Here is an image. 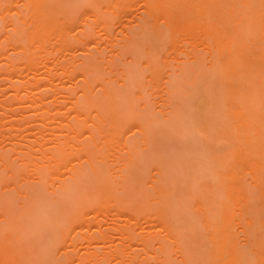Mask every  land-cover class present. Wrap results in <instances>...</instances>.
I'll return each instance as SVG.
<instances>
[{
    "label": "rangeland",
    "instance_id": "rangeland-1",
    "mask_svg": "<svg viewBox=\"0 0 264 264\" xmlns=\"http://www.w3.org/2000/svg\"><path fill=\"white\" fill-rule=\"evenodd\" d=\"M263 14L264 0H0V224L25 234L18 264H187L185 248L264 264L263 206L215 201L227 162L253 199L255 170L264 184V44L247 22Z\"/></svg>",
    "mask_w": 264,
    "mask_h": 264
},
{
    "label": "bare ground",
    "instance_id": "bare-ground-1",
    "mask_svg": "<svg viewBox=\"0 0 264 264\" xmlns=\"http://www.w3.org/2000/svg\"><path fill=\"white\" fill-rule=\"evenodd\" d=\"M252 18V17H251ZM248 21L247 22H249L250 20H252L251 22H249V24H250V28H251V30L250 31H252V30H254L255 29V31L256 30H258V31H256V32H260L261 33V35H260V39H261V43L262 44H264V14L263 15H260V16H255V17H253L252 19H247ZM248 24V23H247ZM254 27V29H252ZM254 31V32H255ZM255 32V33H256ZM217 33V41H219V43H218V45L219 46H224L222 49H221V47H220V49L222 50V52H224V51H228L229 49L227 48V47H229V45L230 46H232L233 44L231 43V40L229 39V38H226V37H228V36H225L224 35V33L222 32V31H217L216 32ZM250 34H252V32L250 33ZM252 35H254V34H252ZM249 36H251V35H249ZM225 39H227V40H225ZM217 43V42H216ZM215 43V44H216ZM227 45H226V44ZM217 47V46H216ZM239 48L238 50L236 49V51L238 52V53H240V54H242L243 56H244V54H245V52L244 51H242V49L240 48V45L239 44H236V48ZM225 48H227L226 50H225ZM209 50H210V48H209ZM213 50V49H212ZM212 50H210V51H212ZM215 50V49H214ZM216 52H219V50L217 51H215L214 53H216ZM222 52L220 53V54H218L217 53V55L219 56V55H221L222 54ZM199 53V52H198ZM210 53H212V52H210ZM213 53V54H214ZM213 54H212V56H213ZM224 54V53H223ZM200 55V54H199ZM198 55V56H199ZM202 55V54H201ZM205 55V54H204ZM216 57L215 56V58L217 59H219V61H217V63L219 62L220 64L221 63H224V62H226V61H224L223 62V60L220 58V57ZM224 56H226L227 57V55L226 54H224ZM223 55H222V57H224ZM200 57V56H199ZM213 59V60H216V59ZM224 59V58H223ZM198 60H199V58H198ZM216 62V61H215ZM216 63V64H217ZM218 63V64H219ZM215 65V64H214ZM223 65V64H222ZM225 65V64H224ZM230 65V64H229ZM229 65H225V67L226 68H228V66ZM221 66V65H220ZM224 66H221V68H223ZM225 67L223 68V69H225ZM229 67H231V66H229ZM217 68V70L220 68H218V67H216ZM233 68V67H232ZM231 68V69H232ZM222 69V70H223ZM229 70V69H228ZM242 70V68L239 70V69H237V71H236V69L235 68H233L232 69V71H231V73L233 74V73H237L238 71H241ZM219 71V70H218ZM230 71V70H229ZM229 71H227V72H229ZM234 71V72H233ZM225 72H226V70L223 72L224 74H225ZM229 75H230V72H229ZM241 75V74H240ZM242 75H244L243 74V72H242ZM230 77V76H229ZM241 77V76H240ZM224 79V78H223ZM228 79V78H227ZM226 79V80H227ZM225 82V81H224ZM228 82H226V83H224V84H227ZM179 103H176V105H178ZM175 105V103H173V106ZM179 105H181V104H179ZM179 107V106H178ZM178 107H175L174 106V108H178ZM180 108H181V106L179 107V110H180ZM175 109V110H176ZM183 109V108H182ZM178 110V109H177ZM173 112H175V111H173ZM177 113H178V111H177ZM177 113H175L174 115H176ZM231 113V112H230ZM229 114V113H228ZM185 115L187 116L188 114H187V112H185ZM231 115H234V116H236L234 113H231ZM230 115V117H232ZM238 116V115H237ZM241 116V115H240ZM240 116H238V117H240ZM176 117V116H175ZM178 117V116H177ZM1 118V117H0ZM233 118V117H232ZM231 118V119H232ZM241 118V117H240ZM233 119H236V117L235 118H233ZM243 119V118H242ZM242 119H241V121H242ZM1 121V120H0ZM2 122V121H1ZM244 122V121H243ZM245 123V122H244ZM1 125V124H0ZM238 125V124H237ZM243 125V127H244V124H242V122H241V126ZM244 129V128H243ZM239 130H241V128H239ZM246 130V129H245ZM241 131V132H244V134L242 135L243 137H244V139L247 137V133L248 132H246V131ZM242 134V133H241ZM249 135V134H248ZM247 138H249V137H247ZM247 142V141H246ZM245 142V143H246ZM250 143H251V141L248 143L249 145H250ZM247 146V145H246ZM248 147V146H247ZM2 150V148H0V151ZM6 152H0V163H5V164H7L6 163V160H8V158H9V156H8V153H7V155L5 154ZM243 156L245 157V159H246V161H247V163H249L252 159H251V156L249 157V153H245V154H243ZM9 160H10V158H9ZM11 163L12 164H9L8 163V170H9V176H6V178H7V180L9 179V181H14L13 182V184L15 185V186H17L18 185V183L20 184V182H22V176H26L25 174V172H23V171H21L20 170V168H18L17 166V168L16 169H18V170H20V171H18V170H16L15 169V165L13 164V162L11 161ZM218 163V162H217ZM226 165V173H228V174H225L224 176H222V175H218L219 176V178L221 179V181H219L220 182V185H219V187L220 188H222L221 186V183H222V181H224L223 182V187L224 188H222V190L220 189V191L219 190H217L218 192H221V191H223V189L225 190V191H223V195L221 196V198H223V199H221V200H219V198H217V200H219V202L217 201V200H215L214 199V194L212 193V194H208L207 195V197H206V199L209 201L210 199V201H212L213 199L217 202V205L219 206V212L222 210V208L223 207H225L226 205H227V198L229 197H231L232 196V194L233 193H240V194H243V195H245V196H247V197H249V201L248 202H246V203H244V204H238L237 203V205H235L237 208H238V210L240 211V212H245V214H249V215H251L252 213V211H253V207H251V202L253 201V203L254 202H257L256 204H260L261 206H263V209L262 210H264V184H263V182L260 180L261 178H262V170H263V168H261V170L259 171V170H255V173H256V175H257V177L256 178H254V185L252 186L251 185V188H250V186H248L249 187V189H251L252 190V188H253V191L255 190L256 192L254 193V194H256L257 195V199H256V201H255V199H253L254 197H252V195L250 194L251 193V191H249V192H247V190H248V188H246L247 186H245V185H247L248 183H247V181L246 180H243L244 179V176H245V173H244V171H243V169L241 168V167H233V166H230L229 164H230V162L228 163H225ZM250 165L252 166V163L250 162ZM255 166H256V164H255ZM237 169H239V170H237ZM254 169H255V167H254ZM41 171H43V173H44V175H45V171L44 170H41ZM41 171L39 172L38 171V174L39 175H41L40 173H41ZM185 173H187V172H185ZM17 174H20V178L19 177H17L18 175ZM37 176V179H38V181H37V183L38 184H41V181H43V183H44V178H43V176ZM43 175V174H42ZM185 176H187L186 174H185ZM228 176L230 177V179L232 180V179H234L235 180V182L234 183H232L231 182V184H229V183H227V180H228ZM189 177V176H188ZM1 178H3L2 176H0V182H2L1 180ZM5 178V177H4ZM17 178V179H16ZM19 178V179H18ZM24 178V177H23ZM20 179H21V181H20ZM4 181L3 182H5V180L6 179H3ZM241 180H242V183H241ZM16 183H17V185H16ZM42 183V184H43ZM215 183H217V184H219L218 182H215ZM244 183V184H243ZM245 183H247V184H245ZM32 183H30V185H31ZM227 184H228V186H227ZM216 185V184H215ZM32 186H33V184H32ZM233 186V187H232ZM246 188V190H245V188ZM216 188V187H215ZM31 189H32V187H31ZM21 190V189H20ZM33 190V189H32ZM34 190H35V188H34ZM160 190H162V188L160 189ZM215 190V191H216ZM22 191V190H21ZM20 191V192H21ZM24 191V190H23ZM22 191V194H27L26 192H23ZM216 191V192H217ZM35 193H36V190L34 191ZM163 192V190L159 193V191H158V193L160 194L159 196V198H161L162 196H164V198H165V200H166V197H168L167 195H161V193ZM153 194V193H152ZM224 194H226V195H224ZM249 194V195H248ZM253 194V193H252ZM253 194V195H254ZM238 195V194H237ZM32 196V195H31ZM30 196V197H31ZM34 196V195H33ZM32 196V197H33ZM35 196H36V194H35ZM153 197H154V195H152ZM166 196V197H165ZM219 196V195H218ZM251 196V197H250ZM255 196V195H254ZM4 197V196H3ZM44 197V196H43ZM149 197H151V196H149ZM213 197V198H212ZM256 197V196H255ZM20 198H24V197H20ZM163 198V197H162ZM210 198V199H209ZM216 198V197H215ZM228 198V199H229ZM21 200V199H20ZM34 200V199H33ZM153 200V199H152ZM162 200V203H163V201H164V199H161ZM23 202H24V200H22ZM210 201H209V203H206L207 205L208 204H210V206L212 207V205H211V203H210ZM22 202V203H23ZM213 202V201H212ZM5 203V202H4ZM9 203V202H8ZM27 203V202H26ZM35 203V202H34ZM252 203V204H253ZM168 204V203H167ZM6 205H7V203H6ZM6 205H4L2 208H4L5 209V212L3 213V215H4V217H5V219H6V222H7V218H9L11 221H12V217H13V215H11V214H13V213H11L12 212V210L10 211L9 210V206H6ZM22 205H24V204H22ZM30 206V205H29ZM28 206V207H29ZM32 206V205H31ZM30 206V207H31ZM47 206H49V205H47ZM209 206V205H208ZM25 207V206H24ZM23 207V208H24ZM33 207H35V206H33ZM211 207H210V209H211ZM16 208V207H15ZM163 208V207H162ZM251 208V209H250ZM34 209V208H33ZM164 209H165V206H164ZM168 209V208H167ZM187 209V208H186ZM248 209H249V211H251V212H249L248 213ZM16 210V209H15ZM24 209H22V211H23ZM17 211V210H16ZM21 211V210H20ZM247 211V212H246ZM8 212H10V213H8ZM29 212V211H28ZM6 213V214H5ZM9 215H8V214ZM16 213V212H15ZM21 213H25V212H21ZM26 214V213H25ZM194 214H196L195 212H194ZM11 215V216H10ZM17 215V214H16ZM20 216L21 217H18V218H23L22 216L23 215H21L20 214ZM15 217V216H14ZM13 217V220H15V218ZM17 217V216H16ZM25 217V216H24ZM30 219V218H29ZM19 221V219H17V222ZM261 220H259V219H257V224H259V225H262V222H260ZM203 225H204V227L203 228H205V231H206V233L205 234H203V235H210L211 234V230H212V225L210 224V223H212L211 222V218L209 217V215H205V219L203 220ZM8 223H10V221H8L7 222V225H10L11 223L13 224H17V223H15V221L14 222H11L10 224H8ZM19 223V222H18ZM202 223V222H201ZM12 225L14 228H11L12 226L10 225V226H6L7 228H5V226H3L2 225V227L4 228V232L3 231H1V224H0V260H2V259H5V260H7V263L8 264H18V261H17V255H18V253H17V251H19L20 250V247H21V241H22V237H21V235H22V233H23V235L25 236V234H24V232L22 231L21 232V235L20 234H18V235H15L16 233H12L13 231H15V230H12V229H15V228H17L16 227V225ZM201 226V225H200ZM8 228H10V230H12V232L10 233L9 231V229ZM19 228V227H18ZM9 231H8V230ZM7 230V231H6ZM17 231V230H16ZM201 231V230H200ZM18 232H20V230H18ZM17 232V233H18ZM202 232V231H201ZM200 232V233H201ZM204 232V231H203ZM202 232V233H203ZM202 233H201V235H202ZM20 235V236H19ZM230 240H231V245L233 246V247H236V248H238V249H241L239 246H238V244H237V242H235L234 241V238L233 237H231L230 238ZM225 244V243H224ZM22 248V247H21ZM187 251H189L188 253H189V255L187 254V257H188V260L186 261V263L187 264H201L200 262L199 263H197V262H195V261H193V258H194V256H192L193 255V248H190L191 250H189L188 248H185ZM193 249V250H192ZM36 252H37V250H35ZM187 251H186V253H187ZM192 251V252H191ZM33 253L35 254V252L33 251ZM225 255V250L223 251V256ZM222 256V257H223ZM222 259V258H221ZM221 259H219V258H216V261H215V264H224L223 262H222V260ZM263 261H264V259H263ZM195 262V263H194ZM247 264H248V261L246 262ZM245 263V264H246ZM226 264H242V260L241 259H238L237 261H235V260H233V259H231V260H229Z\"/></svg>",
    "mask_w": 264,
    "mask_h": 264
}]
</instances>
